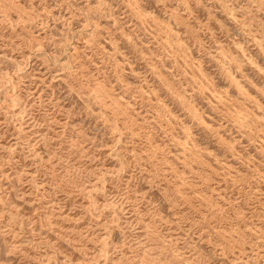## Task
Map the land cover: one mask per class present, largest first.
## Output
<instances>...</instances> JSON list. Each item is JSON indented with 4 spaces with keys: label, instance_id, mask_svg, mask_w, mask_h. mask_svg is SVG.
<instances>
[{
    "label": "rangeland",
    "instance_id": "rangeland-1",
    "mask_svg": "<svg viewBox=\"0 0 264 264\" xmlns=\"http://www.w3.org/2000/svg\"><path fill=\"white\" fill-rule=\"evenodd\" d=\"M0 264H264V0H0Z\"/></svg>",
    "mask_w": 264,
    "mask_h": 264
}]
</instances>
